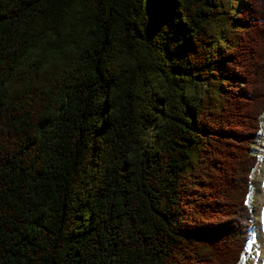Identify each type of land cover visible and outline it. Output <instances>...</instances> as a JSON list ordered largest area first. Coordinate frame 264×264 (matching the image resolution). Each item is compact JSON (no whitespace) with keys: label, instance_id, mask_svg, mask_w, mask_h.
I'll return each instance as SVG.
<instances>
[{"label":"trees","instance_id":"obj_1","mask_svg":"<svg viewBox=\"0 0 264 264\" xmlns=\"http://www.w3.org/2000/svg\"><path fill=\"white\" fill-rule=\"evenodd\" d=\"M0 0V264H241L264 0Z\"/></svg>","mask_w":264,"mask_h":264},{"label":"rangeland","instance_id":"obj_2","mask_svg":"<svg viewBox=\"0 0 264 264\" xmlns=\"http://www.w3.org/2000/svg\"><path fill=\"white\" fill-rule=\"evenodd\" d=\"M249 0H236L235 5V13L238 14V12L242 9L248 6ZM262 123H263V129L261 133L256 138V141L254 143V149L259 155V163L253 173V183H252V189L251 194L249 196V204L251 206V211L253 215V224H252V238L249 243L248 249L246 254L243 256V259L241 261V264H254L259 260L260 257V246H261V237L257 231H255L254 226L256 222V215H257V206H258V199L261 194V187L260 182L258 181V172L260 171L259 167L262 161L261 151L264 148L262 145V136L264 135V115L262 116Z\"/></svg>","mask_w":264,"mask_h":264},{"label":"bare ground","instance_id":"obj_3","mask_svg":"<svg viewBox=\"0 0 264 264\" xmlns=\"http://www.w3.org/2000/svg\"><path fill=\"white\" fill-rule=\"evenodd\" d=\"M262 145L264 147V135L262 136ZM262 161L260 171L258 172V181L260 182L261 194L257 206V215L254 229L261 237L260 257L254 264H264V148L261 151Z\"/></svg>","mask_w":264,"mask_h":264}]
</instances>
